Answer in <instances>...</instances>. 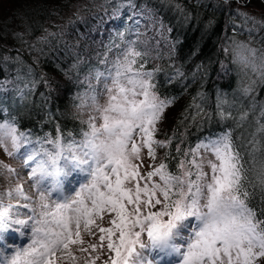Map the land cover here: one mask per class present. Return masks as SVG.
I'll list each match as a JSON object with an SVG mask.
<instances>
[{
  "label": "trees",
  "instance_id": "obj_1",
  "mask_svg": "<svg viewBox=\"0 0 264 264\" xmlns=\"http://www.w3.org/2000/svg\"><path fill=\"white\" fill-rule=\"evenodd\" d=\"M74 1L18 0L11 13L19 26L0 23V122L9 120L27 138L76 139L89 130L78 110L88 78L127 44L139 53L133 55L135 71L152 73L151 90L175 109L167 128L155 134L171 140L159 148L161 162L179 174L177 164L190 160L197 143L231 132L242 165L241 192L250 194L246 203L255 219L264 221V76L254 85L246 79L249 69H233L239 66L232 51L242 27L264 46V30L254 32L249 26L257 25L237 10L250 0H90L86 18H71L46 36L49 17ZM117 32H124L119 45L113 39ZM219 62L226 67L224 77H218ZM14 76L21 80H9ZM255 264H264V258Z\"/></svg>",
  "mask_w": 264,
  "mask_h": 264
},
{
  "label": "snow or ice",
  "instance_id": "obj_2",
  "mask_svg": "<svg viewBox=\"0 0 264 264\" xmlns=\"http://www.w3.org/2000/svg\"><path fill=\"white\" fill-rule=\"evenodd\" d=\"M131 72V62L118 65L113 81L117 94L110 95L106 105H98L103 123L92 125L85 144L87 158L73 157L90 169L88 181L80 184L75 197H64L50 205L46 201L57 190L53 188L47 195L40 192V211L27 220L10 221L5 219L7 211L0 212V229H9L13 223L26 227L32 222L31 243L16 249L10 260L0 256V264H55L57 250L83 243L81 224L89 235L95 234L93 225L98 228L100 247L107 240L110 256L105 264H153L138 248L176 255L180 259L175 264H255L264 258V221L255 219L254 210L246 203L250 194L241 192L244 177L231 132L192 149V159L177 164L179 174L170 172L164 162L142 172V149L155 160L157 149L171 144V140H156L154 136L157 122L172 101L160 100L151 91L150 72L127 76L131 87L122 85L118 78ZM5 136L15 144V129L0 124V141ZM201 148L214 159L198 160ZM205 163L208 171L204 170ZM158 205H163L162 209L152 211ZM104 213L115 214L109 221L111 227H100L93 219L99 215L102 220ZM189 217L198 224L192 226L186 239L181 237L183 244L178 245L176 238ZM143 233L148 244L141 240ZM89 248L95 250L97 245L90 244Z\"/></svg>",
  "mask_w": 264,
  "mask_h": 264
},
{
  "label": "rangeland",
  "instance_id": "obj_3",
  "mask_svg": "<svg viewBox=\"0 0 264 264\" xmlns=\"http://www.w3.org/2000/svg\"><path fill=\"white\" fill-rule=\"evenodd\" d=\"M89 1L90 0L74 1L71 5L62 10V13L59 16L49 17L48 23L45 24V26H47L44 31L45 35L51 36L56 33L55 30L51 29L54 26H56L59 31L62 26L66 25V23L67 25L70 24L71 18L73 19L74 17L79 16L82 17V19L86 18V14L83 13V9L89 5ZM17 2L18 0H0L1 25L4 24L3 26H6L10 24L11 26H19L17 21L12 19L13 15L11 13L14 3ZM242 7L243 6H237V10L241 16L240 18L243 19L248 16L250 19L249 22L257 25L254 27L249 26L254 32L257 31V29L264 30V2L259 3L258 0H253L251 2L250 0L249 7ZM244 25L246 24L244 23ZM242 28L243 29L237 39L239 40L236 44L237 46L232 51L235 56L238 57L237 61L239 66L233 67V69L237 72H239L237 70L239 69L243 73L249 69L251 73L249 71L247 77L245 75L246 79H248V83H252L254 85L259 84L262 80L261 78L264 76L260 71L264 68V51H261L264 46L263 44L256 43L258 37L254 33H251L248 28ZM15 31H18V29ZM223 52L226 53L225 49H223ZM134 54V50L126 49L121 53V55H117L112 58L110 57L104 62V69L97 74L95 78L90 80L89 85L93 84L90 86L92 88L86 93H83L78 104V110L82 112V117L87 121L89 130L84 133L83 137L79 140L66 142L65 144L61 143L58 139L56 141L47 140L46 143L41 144L40 150L33 152L31 149L36 147V143L38 142L37 138L25 140L24 134L17 132L12 122L9 120L0 122V124L14 128L15 135L17 137L15 144H13L10 136H5L2 141H0V201L2 200L0 202V212L7 211L8 216L5 217V219H9L10 221L27 220L29 216L37 215L40 211L37 207L40 192L43 191L47 195V192L50 189L56 188L54 184L56 183L55 180L57 176L55 173H52L53 171L56 172L57 170H60L59 178L61 182L57 183L59 189L53 191L51 196H49L46 201L50 205L54 202L62 201L64 197H67L68 199L74 198L75 192L79 189L80 184L88 181V171L90 170L89 166L79 164L78 160H73V157L87 158L84 154L89 151V149L85 147V144L90 139L92 125L99 127L103 123L102 112L99 110L98 105H106L109 96L117 94L113 81L114 78H116L118 65L122 66L131 62L132 72L126 73L124 76L118 78L120 83L125 87H131V85L128 84L126 78L127 76H132L135 73L143 74L140 71H135L133 62ZM220 64V74H218V77H224L225 71H223V69H226V67L223 68V62H219V66ZM230 64L231 63H229V65ZM243 76H241V78ZM13 78L15 80L12 81L21 80V78L17 76L10 77L9 80ZM141 78L147 79L145 76H142ZM5 83L8 84L9 82L5 81ZM14 88V90H16V86ZM109 89H112L111 93L109 92ZM137 91H139L138 88ZM137 98L143 99V97ZM12 109L14 110L13 107ZM174 113V107L167 105L162 116L166 117V120ZM165 120H159L157 122V131L155 134H160L161 128H167L165 126L167 120ZM256 131L257 128L252 129V133H255ZM154 138L156 140H160L158 136H154ZM137 139H139L138 136ZM24 141L28 142L24 143ZM201 143L207 144L208 141L197 143L194 149ZM30 157L31 159H29ZM53 157L56 159L55 163H52ZM141 158L143 161L141 170L142 172H147L151 170L149 166L157 165L161 162L160 150L159 148L157 149V157L155 160H152L148 158L147 150L142 149ZM201 158L205 161L208 159H214V157H212L211 154L206 152L203 148L199 150V156H197L198 160ZM189 159H192V155L189 156ZM134 163H141V161H134ZM204 170L208 171L206 163ZM34 172L35 175H33ZM192 178L194 179L195 177L193 176ZM154 179L158 180L159 178L155 177ZM143 183L144 182L141 181L142 185ZM38 184L39 188L37 187ZM162 207L163 205H158L156 208H153L152 211L161 210ZM33 210H35V212ZM146 212L147 209H145V213ZM114 215V213H104V218L102 220L99 215L93 217V219H95L96 224L100 227H111L109 221L114 218ZM196 224H198V221L194 217L188 218L185 222V228L181 229V236L176 238V243L178 245L183 244L181 237L186 239L192 230V226ZM31 228L32 222H29L26 227L13 223L9 229H0L1 236H7V232L10 230L14 231L21 237L19 244L14 245L12 249L0 248L1 256L10 260L16 249L27 247L31 243ZM92 228L95 234L89 235L85 231L83 224H81V236L83 238V243L78 242L76 244H70L67 250H57L55 256L53 257L55 264H105V261L108 260L110 256L109 249L107 248V240L103 242V247H100L101 241L99 239V230L95 225H93ZM5 240L6 242H9L10 245L13 244L7 237ZM141 240L145 244L149 243L146 233L141 235ZM90 244H96L97 248L95 250L89 248ZM81 248L86 249V251H81ZM138 250L142 251L148 259L153 260V264H157V262L158 264H165V260L162 259L163 255L161 252H158V250H141L139 248ZM174 256L178 258V260L180 259L178 256ZM173 264H175V262H173Z\"/></svg>",
  "mask_w": 264,
  "mask_h": 264
},
{
  "label": "bare ground",
  "instance_id": "obj_4",
  "mask_svg": "<svg viewBox=\"0 0 264 264\" xmlns=\"http://www.w3.org/2000/svg\"><path fill=\"white\" fill-rule=\"evenodd\" d=\"M24 137H25V140H27V139H33V138H37L38 139V142L36 143L37 144L36 147L31 149V151H33V152L40 150L41 149L40 148L41 144L46 143L47 140H51L52 141V137L51 136H46L44 138H41V137L40 138L39 137L27 138V136L24 135ZM27 142L28 141H24V143H27ZM33 149H35V150H33Z\"/></svg>",
  "mask_w": 264,
  "mask_h": 264
}]
</instances>
